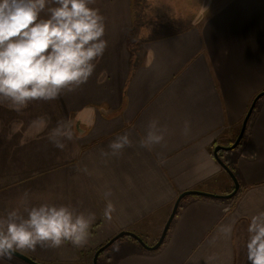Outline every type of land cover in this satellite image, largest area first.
<instances>
[{"label": "crops", "instance_id": "crops-1", "mask_svg": "<svg viewBox=\"0 0 264 264\" xmlns=\"http://www.w3.org/2000/svg\"><path fill=\"white\" fill-rule=\"evenodd\" d=\"M116 4V44L108 45L87 83L50 101V115L28 105L13 119V110L0 104V214L28 191L33 205L72 204L95 213L87 246L123 230L154 245L182 192L225 195L235 188L214 149L234 142L264 90V0ZM151 119L168 132L164 146L146 149L139 141ZM58 124L73 132L62 150L50 140ZM123 134L133 146L118 158L102 155ZM220 156L239 182L237 193L183 197L163 243L151 250L120 238L113 248L117 264H249V219L264 211V96L240 144ZM107 189L117 208L111 221L103 217ZM233 221L230 237L219 232ZM57 250L35 253L66 263L77 252L70 244Z\"/></svg>", "mask_w": 264, "mask_h": 264}, {"label": "clouds", "instance_id": "clouds-1", "mask_svg": "<svg viewBox=\"0 0 264 264\" xmlns=\"http://www.w3.org/2000/svg\"><path fill=\"white\" fill-rule=\"evenodd\" d=\"M97 0H0V104L21 112L35 101L56 100L65 91L87 83L103 57L108 41L106 17ZM183 134L190 131L185 121ZM166 125L158 119L148 122L141 147L166 144ZM69 125H59L50 137L54 147L63 149L72 140ZM133 141L128 134L112 140L102 155L120 157ZM111 189L103 192V217L117 212ZM96 220L93 212L72 204L41 202L33 205L25 191L18 205L0 214V259L11 260L16 252L38 247L58 249L66 244L85 247ZM234 221L219 232L230 237ZM246 255L249 264H264V211L249 219Z\"/></svg>", "mask_w": 264, "mask_h": 264}, {"label": "rangeland", "instance_id": "rangeland-1", "mask_svg": "<svg viewBox=\"0 0 264 264\" xmlns=\"http://www.w3.org/2000/svg\"><path fill=\"white\" fill-rule=\"evenodd\" d=\"M116 3H117V0H112L111 2H109V0H103V1L97 0V3L95 5L96 7L100 8L102 14L106 17V35L108 34V36H109L108 37V45L109 46H113V44H116V38H114L115 37L114 32L111 30V28L112 29L116 28L114 26V22L111 21V16H113V13H115L116 8L119 7V5H117ZM122 7H126V6H122ZM34 103L35 102H32L29 104V108H31L33 111L38 109L41 113L44 109L48 115L51 114L50 112L53 109V106H52L50 101H47V102L46 101H40L37 104H34ZM12 112H13L12 118L14 119L15 118L14 115L18 114V113H15L16 111H14V110ZM52 117H53L52 115L46 116L45 122H46V120H49V119L51 120ZM124 237L133 238L130 236H123L121 238H124ZM117 242H118V239L99 254V256L97 258V264H117V260L115 259V255L113 254V250H114L113 248L118 247ZM105 243H103V244H105ZM103 244H101L99 246L98 245L97 246H87L86 245L85 247L77 248L76 254H72L69 257L70 259L67 261L68 263L67 262L61 263L60 260L58 259V257H56L57 260H46V259L42 258L41 256H38L35 253V252H41V253L53 254V253L59 252V250H57V249L49 250L48 248L38 247L35 251H27V252H22V253H24L25 255L31 257L32 259H34L37 262L42 263V264H96L94 262V255H95L96 251L98 250V248H100V246H102ZM89 257L92 258L90 261H89ZM123 263L124 262H121V264H123ZM0 264H29V263H27L24 260L13 255V258L11 260L0 259Z\"/></svg>", "mask_w": 264, "mask_h": 264}, {"label": "water", "instance_id": "water-1", "mask_svg": "<svg viewBox=\"0 0 264 264\" xmlns=\"http://www.w3.org/2000/svg\"><path fill=\"white\" fill-rule=\"evenodd\" d=\"M264 96V90L260 91L253 99L244 119H243V122H242V126H241V129H240V132L237 136V138L234 140V142L231 144V145H228V146H225V145H217L214 149V154H215V157L217 158V160L221 163V165L229 172V174L232 176L233 180H234V183H235V188L229 192L228 194H225V195H216V194H212V193H207V192H204V191H199V190H186L184 192H182L175 204H174V207L172 209V212L170 214V217L168 218L164 228H163V231H162V234L160 236V238L158 239V241L154 244V245H148L147 243H145V241L143 240V238H141L138 234H136L135 232H132V231H129V230H123V231H120L118 234H116L115 236H113L109 241H107L105 244H103L102 246H100V248H98V250L96 251L95 255H94V262L97 264V258L99 256V254L105 250L107 247H109L113 242H115L117 239L123 237V236H130V237H133L134 239L138 240L144 247H146L147 249H151V250H154V249H157L164 241L166 235H167V232L169 230V227L171 225V222L177 212V209H178V206H179V203L180 201L182 200L183 197L187 196V195H190V194H198V195H207V196H215V197H225V198H229V197H232L234 196L238 189H239V182L235 176V174L233 173L232 169L230 168V166L223 160V158L220 156V151H223V150H232L234 149L235 147H237L243 136H244V133L246 131V128H247V124H248V121L250 119V116L258 102V100ZM14 256L24 260L25 262L29 263V264H42V263H39L37 262L36 260L32 259L31 257L25 255L24 253L22 252H16L14 254Z\"/></svg>", "mask_w": 264, "mask_h": 264}]
</instances>
